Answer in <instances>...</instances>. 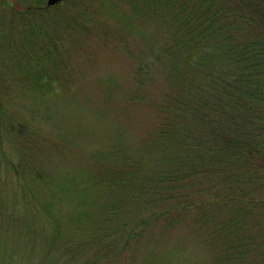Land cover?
<instances>
[{
	"label": "rangeland",
	"instance_id": "1",
	"mask_svg": "<svg viewBox=\"0 0 264 264\" xmlns=\"http://www.w3.org/2000/svg\"><path fill=\"white\" fill-rule=\"evenodd\" d=\"M128 2L0 0V264H217L197 188L155 200L171 18Z\"/></svg>",
	"mask_w": 264,
	"mask_h": 264
},
{
	"label": "trees",
	"instance_id": "2",
	"mask_svg": "<svg viewBox=\"0 0 264 264\" xmlns=\"http://www.w3.org/2000/svg\"><path fill=\"white\" fill-rule=\"evenodd\" d=\"M128 4L151 13L149 20L155 13L172 19L165 24L168 42L152 55L164 56L171 74L160 127L148 138L149 150L163 152L155 200L197 188L196 198L183 194L176 211L193 212L194 223L208 227L216 263L264 264V227L247 219L264 209V198L248 195L264 179V0Z\"/></svg>",
	"mask_w": 264,
	"mask_h": 264
},
{
	"label": "water",
	"instance_id": "3",
	"mask_svg": "<svg viewBox=\"0 0 264 264\" xmlns=\"http://www.w3.org/2000/svg\"><path fill=\"white\" fill-rule=\"evenodd\" d=\"M60 0H46V5L47 6H53L56 3H58Z\"/></svg>",
	"mask_w": 264,
	"mask_h": 264
}]
</instances>
